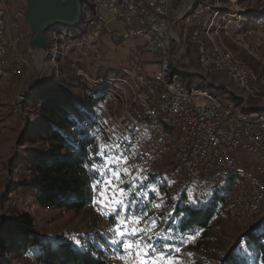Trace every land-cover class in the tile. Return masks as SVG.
Returning <instances> with one entry per match:
<instances>
[{"label": "built area", "instance_id": "1", "mask_svg": "<svg viewBox=\"0 0 264 264\" xmlns=\"http://www.w3.org/2000/svg\"><path fill=\"white\" fill-rule=\"evenodd\" d=\"M173 2L94 0L91 8H83L77 32L53 29L48 52L29 46L21 53L19 36L11 35L14 27L8 2L0 0V84L10 72L27 78L32 71L28 57L35 54L42 60L50 56L57 63L53 84L59 77L61 55L77 52L100 59L103 38L116 46H130L129 64L120 69L118 77L88 76L84 70H76L80 87L75 96L79 110L88 99L97 100L88 123L90 136L106 162L94 188L93 205L106 220L115 222L128 264L166 262L182 253L193 235L168 228L170 219L161 215L164 206L156 208L142 189L132 188L125 176L128 169L157 174V180L165 178L171 185L170 191L164 190L167 194L196 207L204 204L208 192L219 190L225 179L232 178L225 205L237 226L244 231L264 215V179L238 168L234 158L243 151L257 155L264 164V113L251 115L234 103L222 104L207 89L188 88L182 80L187 73L223 74L247 94L260 95L256 75L215 41L220 30L240 26L246 15L233 14L220 0H192L174 14ZM102 10L124 24V34L110 29ZM261 21L256 31L264 29V19ZM175 26L194 49L199 72L179 65L185 47L172 33ZM232 29V37L242 41L244 31ZM35 91L20 96L13 112L21 114L22 105ZM262 166L259 172L264 174ZM31 216L35 226L34 208Z\"/></svg>", "mask_w": 264, "mask_h": 264}, {"label": "trees", "instance_id": "2", "mask_svg": "<svg viewBox=\"0 0 264 264\" xmlns=\"http://www.w3.org/2000/svg\"><path fill=\"white\" fill-rule=\"evenodd\" d=\"M93 2L83 0V8H91ZM58 64L57 81L36 90L23 104L29 121L21 132L18 151L8 164L9 178L6 177L2 185L9 188L0 203L13 206L5 217L0 216V264H13L21 258H31L37 264H113L112 256H123L121 242L115 247L104 242L103 234L113 235L109 228L96 231L103 221L113 226L115 222L98 214L94 215L90 226L93 234L87 247H77L71 241H54L40 234L32 224V205L41 210L50 208L70 213L93 208L94 188L102 178L106 162L97 142L90 136L92 126L88 123L97 100L88 99L81 110L76 106L73 92L79 82L76 70L83 69L84 64L71 54L61 55ZM182 80L188 88L207 89L212 93L206 78L199 74ZM230 98L237 108L252 114L242 108L241 99L232 95ZM18 117L25 121L24 115ZM157 177V174H149L144 187L139 189L146 191L149 185H156ZM232 183L233 179L227 178L219 190L208 192L201 207L191 202L183 204L168 194L163 202L165 212L161 214L170 219L168 228L173 232L194 234L215 232L230 213L225 198ZM158 188L165 192L162 187ZM98 242L103 247L96 246ZM222 264H264V215L239 235Z\"/></svg>", "mask_w": 264, "mask_h": 264}, {"label": "rangeland", "instance_id": "3", "mask_svg": "<svg viewBox=\"0 0 264 264\" xmlns=\"http://www.w3.org/2000/svg\"><path fill=\"white\" fill-rule=\"evenodd\" d=\"M191 1L192 0H174V14H176L181 6H189ZM7 2L14 27L12 28L11 35L16 37L19 36L20 42L18 51L23 53V51L28 49L30 40L34 38L26 21L27 0H7ZM219 4L223 8L229 9L237 16L243 14L247 15L243 23L246 20L248 21L250 18L248 15L251 13L263 15L264 17V0H220ZM234 10L237 11L234 12ZM20 12L22 15H20L19 18H15L14 15ZM102 14L110 21L109 26L111 30L124 34L125 26L122 22L114 20L113 16L107 10H102ZM263 19H260V21ZM178 28V26L173 27L172 33L176 38H179L180 42H183V46L185 47L184 54L180 57L179 65L185 70H195L199 72L194 49L181 38L183 37V32L182 30L179 31ZM232 28L239 29L238 25H231L226 32L220 30L215 36L216 44L222 46L236 56L257 78L262 75L264 77V29H260L259 31H245L243 40L236 41L232 37ZM52 29L62 30L67 33H74L79 30L78 27L64 25H56ZM50 32L47 33L48 37H50ZM173 47H175V44H173ZM69 54L78 57L82 61L84 64L82 70H84L88 76L100 75L118 77L122 74L120 69L122 67H127L129 64L130 46L128 43L122 46H116L107 38H103V46L101 47L102 57L100 59L83 57L77 52H71ZM28 60L30 61L32 71L27 78L17 77L12 74L11 77L0 84V200L7 190V188L5 189L2 185L5 178H9L8 164L18 151L21 132L29 121L28 116H25L23 112V105L21 114L24 115L25 121L19 119L18 115L20 113L13 112L14 104L18 102L20 96L26 94L28 91L38 90L48 86L57 74L58 65L53 62L50 56L42 60V58L39 59L35 54L34 58L29 56ZM78 69L80 68H77V70ZM206 77L207 83H209L210 89H212V93H214L216 97L225 104L233 103L230 102L231 94L226 91L224 86H220V89L215 87L220 80L223 83L225 82V84L228 83L225 79L222 81L219 77L217 78L216 74H209ZM209 80L213 85L210 84ZM259 84H261L260 81ZM260 86L261 92L259 96L254 97L246 92L242 95L246 98H255L256 100L262 99L264 98V88L262 84ZM79 87L80 82H78L77 88L73 91L75 96L78 94ZM125 176L132 182V188L136 189L144 187V180L148 177L145 173H139L137 170L130 169L125 171ZM8 186L9 185H7V187ZM157 186L170 191L171 185L165 178H161L157 180L156 185H149L146 191H144L148 198H151L155 202L154 205L156 208L157 206L160 208L163 206V202L167 200L168 194L161 192ZM150 193L154 194L150 196ZM12 206L11 203H6L4 205L0 203V216L2 218L5 217V214L12 210ZM32 208H34V218L36 221L35 229H37L40 234L50 237L54 241H71L77 247L89 246L88 241L93 234V230L90 226L94 223V215L98 214L103 217V214L97 206L79 213L59 210L45 212L35 205H32L30 212ZM103 228H109L113 233V235L103 234L104 242L110 246H117L120 243L117 226L110 225L109 222L103 221L96 231L101 232ZM242 232L243 230L237 226L232 215L228 213L215 232L201 231L197 234L192 232L191 234L193 235L188 238L189 241L182 253L175 255L166 262L160 260L158 262L155 261L154 264H196L199 261L205 264H222ZM96 246L103 247L100 242L96 243ZM141 254L145 255V251L141 250ZM112 261L113 264H128L126 258L123 256L114 255L112 256ZM13 264H36V262L21 258L15 260Z\"/></svg>", "mask_w": 264, "mask_h": 264}, {"label": "water", "instance_id": "4", "mask_svg": "<svg viewBox=\"0 0 264 264\" xmlns=\"http://www.w3.org/2000/svg\"><path fill=\"white\" fill-rule=\"evenodd\" d=\"M82 11L83 0H27L26 21L34 35L29 46L36 51L48 52L51 44L47 33L56 25L79 27Z\"/></svg>", "mask_w": 264, "mask_h": 264}, {"label": "crops", "instance_id": "5", "mask_svg": "<svg viewBox=\"0 0 264 264\" xmlns=\"http://www.w3.org/2000/svg\"><path fill=\"white\" fill-rule=\"evenodd\" d=\"M250 17L248 21L246 20L244 23H242L238 28L242 31H248V30H257L258 23L260 19H262V15L253 14L251 13L248 15ZM244 21V20H243ZM221 21H218L217 24L219 25ZM12 73H8L7 77L2 81H6L9 77H11ZM217 78L225 79L228 83L225 84V82H221V80L215 85L216 87L224 86L226 91H228L232 96L241 99L242 105L245 106L248 110L252 111L251 115H256L259 113H264V98L256 100L255 98H246L242 94L244 91L237 88L235 85H233L223 74H216ZM258 79L260 83L263 85L264 88V77L258 76ZM260 84V85H261ZM234 158L236 161V165L240 169L249 170L252 172H255L257 175H259L262 179H264V174H261L259 172L260 168H262L264 165L260 158L257 155L249 154L243 151H238L234 154Z\"/></svg>", "mask_w": 264, "mask_h": 264}, {"label": "bare ground", "instance_id": "6", "mask_svg": "<svg viewBox=\"0 0 264 264\" xmlns=\"http://www.w3.org/2000/svg\"><path fill=\"white\" fill-rule=\"evenodd\" d=\"M46 65V64H45Z\"/></svg>", "mask_w": 264, "mask_h": 264}]
</instances>
